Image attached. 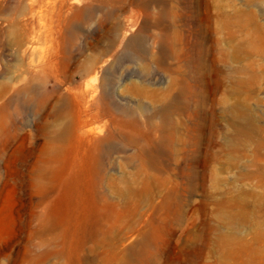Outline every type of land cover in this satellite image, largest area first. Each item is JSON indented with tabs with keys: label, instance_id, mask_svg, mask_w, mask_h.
Wrapping results in <instances>:
<instances>
[{
	"label": "rangeland",
	"instance_id": "1",
	"mask_svg": "<svg viewBox=\"0 0 264 264\" xmlns=\"http://www.w3.org/2000/svg\"><path fill=\"white\" fill-rule=\"evenodd\" d=\"M0 264H264V0H0Z\"/></svg>",
	"mask_w": 264,
	"mask_h": 264
},
{
	"label": "bare ground",
	"instance_id": "2",
	"mask_svg": "<svg viewBox=\"0 0 264 264\" xmlns=\"http://www.w3.org/2000/svg\"><path fill=\"white\" fill-rule=\"evenodd\" d=\"M91 16V14H90ZM71 23V22H70ZM72 37V36H71ZM70 41V40H69ZM72 41V40H71ZM70 41V42H71ZM134 43V42H133ZM139 43L141 44V42L139 41ZM138 41H136L135 43V46L137 45L138 46ZM139 44V45H140ZM137 48V47H136ZM139 49L141 50V48L139 47ZM115 71L112 69V70H108V79L106 78V80L104 81L103 85H102V90H103V94L105 96H110L111 94H113L115 92V89L116 87L118 86L116 82H114V80L112 81V78H111V75H114ZM189 80L187 79H184L181 84H180V87H179V95L181 97V99H183L182 97L186 96L188 92H190V85L188 82ZM138 87V86H136ZM139 89V88H138ZM141 89V88H140ZM84 91V90H83ZM78 94L81 95L82 93V90H79V92H77ZM77 94V95H78ZM83 94V93H82ZM92 97V96H90ZM93 98V97H92ZM95 98V96H94ZM98 100H101V99H98ZM94 103L93 106H90V104H87L85 103L84 104V113L83 114H80L79 115V118H78V127H79V130L81 133H84L86 131H83L82 128L85 124L88 123L89 119L90 118H99V117H106L110 114V110L108 107L104 106V104H102L101 102L102 101H98ZM165 106V105H164ZM190 105L188 104H184V103H181L180 102V99H177V102L174 101V103H169L167 104V106L163 107L160 111V114L164 117H162L165 122L169 121L171 119V117L173 116L174 113H181L183 112V110H186L187 109L189 110V107ZM121 110L120 111H124L125 113L128 111L129 107L126 106V105H123L122 107H120ZM142 108H146L145 106H143ZM158 111V113H159ZM156 112V111H155ZM82 115V117H81ZM88 116V117H87ZM172 120V119H171ZM234 121V120H233ZM172 122V121H171ZM170 122V124H171ZM174 123V122H173ZM175 124V123H174ZM173 126V124H172ZM175 126V125H174ZM164 128V126H163ZM238 129L240 132H242V129L240 126H238ZM66 129L64 128L63 131H65ZM102 130H100L99 132H101ZM94 133V131L92 130H88V132L86 133ZM126 136V135H125ZM124 136V137H125ZM165 137V136H164ZM117 138L116 137V134L115 132H113V130L109 131L108 135L105 136L104 138H101V139H97L95 142V148L99 150V152H101L102 150H105L106 148V151L110 152V151H113L115 150V147L113 146V144L111 145V147L109 146V142L110 144L115 141L114 139ZM89 141L91 140V138L88 139ZM125 141L123 142V144L127 147L129 145H132L133 143V139L130 137V135L126 136ZM92 141V140H91ZM93 142V141H92ZM161 142V141H160ZM162 143V142H161ZM160 143V144H161ZM159 148V147H158ZM160 150V149H159ZM140 152L142 154H145L147 152V149L145 147H142ZM159 154V152H157ZM196 188V183L195 182H190V190H194Z\"/></svg>",
	"mask_w": 264,
	"mask_h": 264
}]
</instances>
